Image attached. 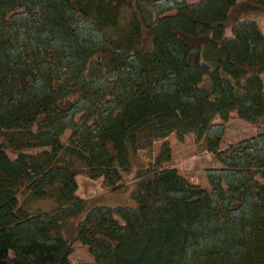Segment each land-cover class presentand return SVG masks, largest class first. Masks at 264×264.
I'll return each instance as SVG.
<instances>
[{
	"label": "trees",
	"instance_id": "16d2710c",
	"mask_svg": "<svg viewBox=\"0 0 264 264\" xmlns=\"http://www.w3.org/2000/svg\"><path fill=\"white\" fill-rule=\"evenodd\" d=\"M254 14L264 0H0V264H70L74 243L86 264H264V131L221 149L233 116L264 126ZM172 134L219 163L209 189L166 166ZM78 176L133 206L88 209Z\"/></svg>",
	"mask_w": 264,
	"mask_h": 264
},
{
	"label": "rangeland",
	"instance_id": "374dc122",
	"mask_svg": "<svg viewBox=\"0 0 264 264\" xmlns=\"http://www.w3.org/2000/svg\"><path fill=\"white\" fill-rule=\"evenodd\" d=\"M198 1L186 0V3L191 4ZM251 18L256 21L261 32L264 34V14H254ZM212 122L218 123V117L216 116ZM263 131L264 126L245 124L233 116L225 125L221 149H225L238 141L255 137ZM67 136L68 134L65 135V138ZM166 142H168L171 148V160L166 166L177 169L179 174L184 176L189 183L198 185L206 190L209 189L205 178V170L219 168L220 165L211 154L207 153L204 141L196 142L193 135H187L183 141L179 142L175 138V135L172 134L166 139ZM125 179L129 181L131 174L127 175ZM76 181L78 185L77 195L87 200L88 209L96 206H133L126 201L125 195L117 196L106 193L101 186V180L91 181L86 177L78 176ZM50 206L48 202H43L38 205L42 210H47ZM72 250L70 264H86L92 262V258L88 254L87 249L79 243H74Z\"/></svg>",
	"mask_w": 264,
	"mask_h": 264
}]
</instances>
